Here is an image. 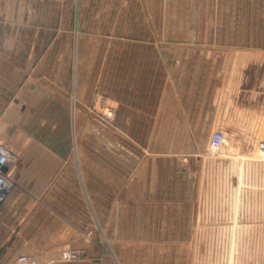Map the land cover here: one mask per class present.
<instances>
[{"label":"crops","instance_id":"crops-1","mask_svg":"<svg viewBox=\"0 0 264 264\" xmlns=\"http://www.w3.org/2000/svg\"><path fill=\"white\" fill-rule=\"evenodd\" d=\"M103 63L122 150L114 135L99 149L87 114ZM261 124L264 0H0V141L15 158L0 264H97L105 239L108 255L138 239L140 264H196L200 232L207 264H233L222 252L243 231L197 230L194 200L159 197L190 189L213 130L238 142Z\"/></svg>","mask_w":264,"mask_h":264},{"label":"rangeland","instance_id":"rangeland-1","mask_svg":"<svg viewBox=\"0 0 264 264\" xmlns=\"http://www.w3.org/2000/svg\"><path fill=\"white\" fill-rule=\"evenodd\" d=\"M114 35L116 38H123V32L116 31ZM106 70L107 63L101 64V77L96 89V101L93 106H87V114L89 119L93 118L94 122L98 124L99 149L107 150L109 142L111 143L109 138L114 135L117 141L115 148L122 150L124 128L117 124L118 106L113 104L108 94ZM71 98L74 103L78 100L74 93ZM89 129L91 130V128ZM216 130L225 132L227 139L223 146L214 152L210 148V139ZM216 130H213L208 146L201 152L206 157L199 163L194 177L190 180V189H175L168 192L164 190V196L159 198L165 201L177 197L194 200L193 213L208 218L207 223L197 224V230L206 228L207 230L244 232L243 238L236 239L235 249L228 247L224 250L226 253L222 252L224 255L234 258L233 264H264V126L261 124L260 136H254L253 139H251L252 136L247 135V133L250 134L252 128L244 126L242 128L244 133L240 134L241 136H236L238 142L225 130L220 128ZM91 145L90 141L84 149H92ZM93 146L95 147V143ZM7 149L9 148L7 147ZM185 185L187 186V184ZM154 198L156 197L153 196ZM225 217L232 218L231 220L237 218L238 221L223 222L222 218ZM133 218L138 222V218ZM137 222L130 225L133 232H137L139 229ZM198 234L200 235L195 240L196 264H207V241L209 238L207 239V234L203 232ZM129 241L130 247L125 248L117 243V253L108 255L106 250L113 251L114 242L103 240L102 245L105 248V253L101 254L94 262L102 264L107 262V258H110L112 264H140L139 240L130 239ZM220 250L222 251V249ZM80 261L87 260H84L83 256L79 254L77 259L68 262ZM18 264L20 263L18 262Z\"/></svg>","mask_w":264,"mask_h":264},{"label":"built area","instance_id":"built-area-1","mask_svg":"<svg viewBox=\"0 0 264 264\" xmlns=\"http://www.w3.org/2000/svg\"><path fill=\"white\" fill-rule=\"evenodd\" d=\"M227 136L225 132L221 130H216L212 133L210 139V148L216 152L218 151L223 144L226 142ZM13 153L7 149V147L0 142V203L4 201L6 194L9 191L10 183L8 176L5 170L2 169L6 164L14 161ZM79 257V253L76 250H64L62 253L63 260H75ZM18 262L20 264H40L38 260L34 257H31L27 254H21L18 257Z\"/></svg>","mask_w":264,"mask_h":264},{"label":"water","instance_id":"water-1","mask_svg":"<svg viewBox=\"0 0 264 264\" xmlns=\"http://www.w3.org/2000/svg\"><path fill=\"white\" fill-rule=\"evenodd\" d=\"M2 169L5 170L6 169L5 166H3Z\"/></svg>","mask_w":264,"mask_h":264}]
</instances>
